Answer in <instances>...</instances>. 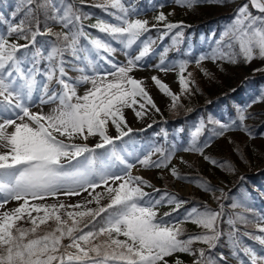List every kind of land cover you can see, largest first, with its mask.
Listing matches in <instances>:
<instances>
[{
  "label": "snow or ice",
  "instance_id": "1",
  "mask_svg": "<svg viewBox=\"0 0 264 264\" xmlns=\"http://www.w3.org/2000/svg\"><path fill=\"white\" fill-rule=\"evenodd\" d=\"M34 2L27 0L29 5ZM179 2L182 6L190 7L198 0ZM98 6L118 9L121 13L117 16L120 23L113 25L101 22L94 27L119 40L126 49H131L138 41L144 46L139 49L138 55L128 59L127 65L119 66L110 59L115 48L99 38L91 39L96 55L107 54L101 59L112 64L114 70L105 75L113 79L104 82L103 78L98 80L94 76L82 75L76 83L92 85L83 96L77 95L76 83L67 78L63 60L64 53L70 51L75 59L87 60L93 69L96 68L93 62L95 57L89 59L81 55L85 51L79 46L82 29L72 31L74 20H80V16H74L67 10L61 11L53 0H42L38 4V8L45 11L47 20L59 23L68 31L53 33L45 24L46 34L54 36L56 43L46 57L42 48L31 53V68L22 67L25 60L29 59L23 55V51L36 44L38 35L45 34L40 31L39 20L33 16L28 23L21 20L9 26L7 36L15 34L17 41H26L24 44L10 42L5 35H0V149H3L0 151V264H167L165 257L175 253L195 255L191 247L194 241L203 242L212 248L222 235L217 223L222 219L223 205L220 206L221 210H213L206 205L193 206L186 210L183 221L171 225L163 219L158 220L155 211L158 205H175L173 211H179L186 201L167 193L159 199H153L143 190L152 185L142 176H133L131 170L134 164L117 151V141H122L132 132L123 115L124 108H132L137 118L142 117L146 106L159 111L142 86L143 82L130 75L138 62L149 54V44L141 41V37L150 29L146 20L129 19V8L122 0H108L107 4ZM250 7L261 15H254ZM155 20L162 23L166 22L167 17L160 13ZM183 27L182 23H165L167 31ZM182 35L183 32H177L174 43ZM221 44L229 49L233 44L238 46L246 62H251L257 56L264 59V0H250V4L238 8L233 27ZM40 58L49 61L46 81L55 79L60 86L58 92L50 90L48 83L39 85L43 90L40 103L58 102V107L49 114L31 112L23 102L37 89L36 76L40 70L36 65ZM204 59L200 57L196 61L197 66ZM210 59L213 63L221 59L236 62L232 55L224 51ZM186 65L187 62L180 64L178 76L182 93L190 92L195 84L191 73L187 77L184 75ZM161 70L168 69L165 67ZM80 71L84 72L85 69L81 68ZM204 74L210 75L206 70ZM152 80L162 94L171 98L172 106L175 107L180 96L158 77L154 76ZM260 99L264 101V95ZM249 118L247 111L238 112V126L253 138L246 125ZM109 122L118 133L115 137L107 134ZM8 128L13 130L9 132ZM226 128V125L221 124V131L216 135L222 136ZM200 130L198 127L192 134V143L185 150L203 156V148L210 144H197ZM90 136H98L101 142L89 147L87 143H65L59 138L65 137L71 141L79 137L87 141ZM98 149L106 151L98 153ZM158 151H161L159 161H153L150 154H144L142 158H137L139 164L145 168L167 167L171 155H165L163 150ZM236 151L239 152V148ZM203 158L213 166L235 171L229 162H218L209 156ZM118 165L122 167L114 171ZM170 173L174 178H180L176 168H171ZM197 184L205 192L216 191L206 182L197 181ZM101 186L105 187L108 195L109 202L106 205H101L103 194L95 191ZM83 193L90 197L83 204L36 203L49 198L58 199L60 195L79 196ZM9 201H17L18 205L6 209ZM92 203L97 207L87 208ZM165 215L170 216L171 213ZM237 220L247 222L243 216H238ZM182 222L194 223L206 232L181 239L184 234L180 227ZM228 223L234 227L236 220L229 219ZM258 231L264 233V227H259ZM251 238L264 246V235ZM65 240L68 243H64ZM244 253L251 264H264V253L258 254L250 247L244 248ZM199 256H205L204 250L199 251ZM175 264L183 262L177 259ZM196 264H202V260H197ZM207 264L215 262L209 259Z\"/></svg>",
  "mask_w": 264,
  "mask_h": 264
},
{
  "label": "rangeland",
  "instance_id": "2",
  "mask_svg": "<svg viewBox=\"0 0 264 264\" xmlns=\"http://www.w3.org/2000/svg\"><path fill=\"white\" fill-rule=\"evenodd\" d=\"M24 0H18L19 4H23ZM86 4H92L96 7H100L98 5L107 4L108 0H87L85 2ZM208 3V4H207ZM244 4H250V0H212L211 2H206L205 0H198V2L192 4V6H182V4L179 2V0H172V4L166 8H161L160 10L153 12L149 9H140L135 8L132 9L129 6V19L135 20H146L148 21V28L152 29L153 26H162L165 28V23H182L184 25L183 28L180 29H173L171 32L175 33L182 32L185 29V25L189 24L192 17L196 18L199 15H206V13L215 12L216 14H219L221 18H219L216 23L219 25V30L216 33V36H209L204 44V49L206 51L199 55L195 61L191 59L181 60L177 56L168 55L167 53V44L171 37H168L166 34H162L158 36L157 32L148 31L144 33V35L141 37V41H145L149 44V54L145 57H143L139 62L145 63V70L149 71V77L146 76H139L136 73V70L141 71V68H137L130 73L131 76L136 78L139 81H142V86L147 90V92L150 94L152 99L155 102L156 108L159 109V111H156L155 109L151 108V106H146V109L144 111V114L142 117L137 118L134 114V111L132 108H124L123 109V115L125 119L127 120V126L132 129V132L129 136H126L123 138L122 141H117V151L121 152L127 160L134 164V167L131 170V174L133 176H142L146 181H148L153 188L148 190L147 193L150 194V196L153 199H159L162 195L165 193L174 195L176 198L182 201H186V203L182 204L181 206L187 207L183 214H181L178 218L175 219V223L179 221H183L186 210L192 208L195 205L191 204V201H187L189 197H195L198 198V200H201L203 203H207L211 209H217L219 205L223 204L222 196L226 195L228 191H230L231 186H227V184L218 183L217 179H212L211 174L208 173L210 184H208L211 188L215 189V192H205L201 187L198 186L197 181H201L195 178H192V176L198 175L197 171L202 170L205 168L204 159L203 158H197V156L200 154L198 152L193 151H186L185 149H188L192 143V134L196 131V129L199 127L202 130V123L198 122L194 128H192L190 132V138L187 145L181 147V148H175L169 155H171V160L168 163L167 167L164 168H145L143 165L139 164L138 157L142 158L144 154H151L153 150V142H141L136 137H134V133L144 131V130H151L152 129H159L160 126L157 124L160 123L161 118L164 117V115H176L178 107L181 106L182 108L188 110L191 107L198 104V99H204V96L207 92H220L224 88V83L226 81H236L244 87L249 90L250 93H254L252 90H250V87L253 84H256V76L260 75L261 82L257 81L258 83H261L260 86H257L258 91L261 95H264V59L259 58L258 56L251 60V62H246L243 54L240 53L238 46L233 44L232 48H227L221 44L222 40H225L227 38V33L231 31L235 17L237 15V10L240 6ZM199 6V11L196 13L192 10L193 7ZM106 13V20L105 24H113L117 25L120 23V21L117 19V16L121 15L118 9H114L111 7L105 8ZM109 8L113 10H109ZM254 15L260 16L261 13H259L255 8L250 7L249 9ZM160 13H163L167 20L166 22L157 23L155 20V17L158 16ZM193 19V18H192ZM88 24V21L85 22V25ZM58 29H62L63 31H66V28H63L62 26ZM57 28H54V31L58 30ZM156 34V37L154 36ZM0 35H5L6 38H8L7 34L4 33L2 30L0 31ZM97 37L101 39L102 41H105L109 43L113 48L116 49V51L111 55L110 59L112 63L119 65V66H125L127 65L128 59L133 58L135 55L139 54V49L143 48V43L140 41L137 42L136 45H133L131 49H126L123 44L119 42L117 39H113L112 36L108 35L107 33L103 32H97ZM51 41V39H49ZM10 42H16L19 44H24L22 40L15 41L10 40ZM49 43L46 42V40L42 41V44H40V48L50 50ZM85 47V46H84ZM46 50V52H48ZM220 51H224L226 53H229L232 55V57L235 59V63H231L228 66V69L230 71V77L226 79V76L224 74V65L223 60H217L215 63H213L212 59L210 57H213L214 55H219ZM235 55H239L241 57V63L238 65L237 58ZM86 56H88L89 59H94V64L96 65V68L93 69L88 64V61L84 64H81L79 69L75 68H69L67 72V78L70 79V82L76 83L80 80L82 75H89L94 76L98 80L101 78L104 79V82L110 81L113 79L112 76H106L105 74L113 71L110 70L112 67V64L108 63L106 59H101V56H107L105 53H101L99 56L96 55V50L94 47H91V49L86 48ZM200 57H205L203 61L200 62L199 66H197L196 61L199 60ZM120 61L119 63H116V61ZM122 61V62H121ZM163 61V63H162ZM228 61V60H227ZM187 62L186 69L184 72V75L187 77L188 73L192 74V80L195 81V84L192 86V90L187 93H182L180 90V85L178 82V76L180 73V64ZM77 64H80V61L78 60ZM155 64V65H154ZM22 67L30 68L29 64L27 62H24ZM49 63L45 66L43 71H39V74L36 76V79L38 81L37 89L33 91L30 98L25 97L24 103L26 106L29 107L31 112L34 113H43V114H49L51 113L55 108L58 107V102H48L45 104L40 103V96L42 95V88H40V84L48 83V87L50 90H56L60 91V86L56 83L55 79L51 82L46 81V73L48 71ZM167 68V71L161 70L162 68ZM85 69L84 72H81L80 69ZM141 69V70H140ZM222 69V70H221ZM204 70H206L210 75H205ZM158 77L163 83L168 85V87L171 89L172 92L176 93L178 96H180V99L175 107L172 106L171 98L168 96H165L162 94L156 85L154 84L152 77ZM253 79V80H252ZM224 83V84H223ZM92 87L91 83H76V92L77 95L83 96L90 88ZM259 97L258 95H256ZM139 99V98H138ZM139 110V109H137ZM250 110H254L256 112H264V101L258 100L255 101L253 105L250 107H243L239 111H247L249 113ZM7 115V114H6ZM238 119V115H237ZM0 120H2V117H0ZM19 122V121H18ZM236 122V121H235ZM259 125V121L257 120V115L255 116V119L249 118L246 121V125L250 126H256ZM227 128L224 131L226 133L231 128L233 129H239L238 123H233L232 125H226ZM9 132H11L13 129L8 128ZM126 130V129H125ZM200 130V132H201ZM220 126L215 127V132L212 136H209L205 144H212L215 141H218L222 136L216 135V133L220 132ZM107 134L109 136L115 137L118 135L116 132L115 127L112 126V124L109 122L108 124V130ZM200 135V134H199ZM199 137V136H198ZM197 137V144L200 146H203L204 144L200 143L201 141ZM60 139L64 140L65 143H76V144H84L87 143L89 147H94L95 144L100 143V138L98 136H90L87 141H84L83 139L79 137H74L71 141H69L65 137H59ZM165 141L167 138H164ZM222 144V143H221ZM257 147L259 148V154L262 158H260V161L264 162V132L261 134V136L258 138V142L256 143ZM109 148L111 146H108ZM206 147L203 148V150ZM0 151H3V149H0ZM105 149H98V153H104ZM153 161L155 158H151ZM161 158L155 160L159 161ZM196 165V166H195ZM259 166L251 167L248 170L238 167L239 172L241 174L244 173H255L259 168L263 167L264 164L261 165V162L258 163ZM122 166L118 165L115 170H119ZM176 168L177 172L180 176L179 179L174 178L171 173V168ZM196 167V170H194ZM204 182V181H203ZM119 181H117V184ZM257 184H261V188H264V177H261L257 180ZM154 189H159V192L154 191ZM222 190V191H221ZM97 193H102L105 198L108 199V195L105 191V187L101 186L95 190ZM175 193V194H174ZM157 196L156 198H154ZM230 197H232L229 194ZM180 197V198H179ZM0 199H2V195H0ZM87 199H90L88 197L87 193H83L79 196H65L60 195L58 199H52L49 198L45 201H38L36 203H47V204H54L63 202L64 204H77L81 203L83 204ZM109 202V200H108ZM107 202V203H108ZM102 203V200H101ZM18 205L17 201H9V203L6 205V209H11L13 207H16ZM236 207H234V210L240 209L243 211V209L240 207V201H237ZM96 204H88L87 208L94 209L96 208ZM199 207V206H196ZM71 210V209H69ZM2 211V210H0ZM156 211V210H155ZM244 212V211H243ZM35 215V213H34ZM158 218V216H157ZM158 220H161L158 218ZM169 222V221H167ZM23 223V222H22ZM174 224V223H173ZM171 225V224H170ZM257 227H264V218L263 220H260L258 223L255 224ZM180 227L183 228L184 234L181 236V239H187L189 237H194L197 235H203L205 234L206 230L202 227L197 226L194 223L191 222H182L180 224ZM260 235H264V233H261ZM120 239H124V237H120ZM64 243H68L67 240L64 241ZM207 247L208 245L204 244L203 242L194 241L191 245L192 249L196 253L195 255H189L186 253H175L172 256L165 257V260L167 261V264H175V261L177 259L181 260L183 264H196L197 260H205L208 259L209 255L205 252V256L201 258L199 256V251L203 247ZM258 254L264 253V247H258L257 249H254ZM220 259L223 260L224 263H230V259L228 256L221 254ZM240 263L243 264H250L249 260H240Z\"/></svg>",
  "mask_w": 264,
  "mask_h": 264
},
{
  "label": "trees",
  "instance_id": "3",
  "mask_svg": "<svg viewBox=\"0 0 264 264\" xmlns=\"http://www.w3.org/2000/svg\"><path fill=\"white\" fill-rule=\"evenodd\" d=\"M86 1L87 0H53V3L61 11L67 10L70 11L72 15H78L81 17V19L78 21L74 20V27L70 25L73 32L81 29L80 27L83 28V22L86 20L96 22L95 24H91V26L89 27L91 31L95 30V25L102 22L101 9L92 5H86ZM128 1L130 2V5H133L134 7L152 8L154 10L171 3V0H123L124 3ZM40 2L42 1L35 0V2L31 5L26 4L25 6H19L16 0H0L1 29L6 28V18L10 15L13 17L14 21L23 20L25 21V23L32 21L33 16H35L39 20L41 33H45L41 36L38 35L37 39L40 40L42 38H50L56 43L54 36L46 34L45 24H47V27L50 28L51 26H58L60 24L46 19L45 11L38 8V4ZM28 5L31 6L30 12L26 9ZM193 11H196V13H198L199 9L195 8ZM201 17L204 23L201 21V19H199ZM220 17L221 16L219 14H216L215 12H211L208 14L206 13V15H199L197 19L192 17L193 19L191 18L189 24L186 25L185 30L182 31L183 35L178 37L177 42L175 43L173 39L175 37V33H172V36H174L168 43V53L179 56L181 58H196L202 52V50H205L203 49V47L206 38L211 35L210 32L213 30L215 32L214 35L216 34V21ZM207 18L208 20L206 21ZM158 29L159 28L155 30ZM159 30L160 34L164 32V29L160 28ZM52 32L57 33L53 30ZM83 36H85L90 41L91 39L96 38L92 33L88 34L84 31ZM169 36H171V34H169ZM79 39L81 40V38ZM36 50L37 49L35 48L34 52ZM31 51L32 50L30 49L29 52H26L24 55L29 56V53ZM69 53L70 51H66L64 53V56L66 57V54L68 56ZM235 57L237 58L238 65H240L241 57L239 55H236ZM40 59L43 60L44 64V58ZM230 64L231 62L229 61L223 62V65L225 66L224 74L226 76V79L230 77V71L227 66ZM261 78L262 77L260 75L256 76V78L254 79V81L256 80V84H253L254 87H250V90L253 88L254 90H256L257 81L261 82ZM224 83V88L220 92L214 93L209 91L205 94L204 99L199 98V105H195L188 110L179 106L176 115H164L161 125H166V127L171 131V133L169 134L170 139L167 144L163 143L162 133L160 129L144 131L135 134L136 137L146 141L153 139L157 144L160 145V148L156 149V153L153 154V156H161V151L158 150H163V153L167 155L171 150L170 144L172 142L176 143L177 137L185 138L184 136L188 135L192 127L191 122H195L196 119L199 118L200 121L206 124L205 130H208L211 126L216 124L217 120L228 122L229 117L233 115L235 116L241 106L252 102L254 97L257 95V92L250 93L249 90L244 87V85L231 79L230 81H226ZM215 101H217V103ZM255 115H257L259 125L247 126L251 130L253 138H250L249 135L246 134L242 129L239 133H226L220 142L214 143V145L207 149L203 154L204 156H209L218 162L226 161L231 163L235 171H227L219 166H213L209 161L205 160V168L202 170H198V175L192 176V178L210 184L209 177L207 175L208 173H210L212 176L211 178L217 179L218 183H223L225 185L227 184V186H231L230 191H228L226 195L222 196L223 204L221 205H223V216L222 219L217 223V228L222 233V235L216 242L215 247H203L204 251L209 255V258L203 260L202 264H207L209 259L213 260L215 264H224L220 259H218L221 253L233 258V262L236 263L238 255L244 252V248H255L258 246H262L259 245L256 240L252 239L251 236H255V234L258 235V227H255V224L260 220H263L264 218V188L260 190V185L257 184V180L261 177H264V166L261 168L258 167L259 169L255 173L247 172L245 174H241L238 169V167H242L248 170L252 166H259L258 163L260 162L261 165L264 164L262 159L260 161V158L262 157L260 156V150L256 145L259 135L264 128V112L260 113L253 110L250 111V117L255 119ZM177 129H179V133H177ZM237 148H239V152L236 151ZM194 170H196V167ZM229 194L232 197H230ZM188 200L195 205H206L208 208H210L207 203H203L201 200H198V198H195L193 196ZM237 201H240V207L244 212L240 209L234 210L233 205L236 204ZM107 202L108 199L104 196L101 205H106ZM221 205H219L215 210H221ZM159 208H168V210L162 211V215L164 218L171 219L180 215L183 211V208L181 206L179 208V211H173L174 206L172 205ZM166 213H171V215H165ZM238 216L246 217L247 222L244 223L238 221ZM229 219L236 220V224L234 227L232 225H229ZM23 226L30 225L23 224ZM246 233L251 234V236L247 235Z\"/></svg>",
  "mask_w": 264,
  "mask_h": 264
},
{
  "label": "bare ground",
  "instance_id": "4",
  "mask_svg": "<svg viewBox=\"0 0 264 264\" xmlns=\"http://www.w3.org/2000/svg\"><path fill=\"white\" fill-rule=\"evenodd\" d=\"M42 1V0H41ZM203 17V16H202ZM202 17L201 18H199V19H201V21H202ZM207 17V16H206ZM198 19V20H199ZM203 19H205V18H203ZM208 20V18L206 19V21ZM215 20V19H214ZM203 22V21H202ZM201 23V22H200ZM204 23V22H203ZM212 23V22H211ZM202 24V23H201ZM212 25H214V24H212ZM203 29V28H202ZM207 29V28H206ZM210 29V28H209ZM205 31H207V30H205ZM202 32V31H201ZM120 61H118V59H117V61H116V63H119ZM122 62V61H121ZM155 65V64H154ZM145 63L144 62H138V66H137V68H141L140 70L141 71H139V70H136V73L139 75V76H146V77H149V71H147V70H145ZM110 70H114L112 67L110 68ZM135 72V71H134ZM255 97H257V96H255ZM216 103H217V101H215Z\"/></svg>",
  "mask_w": 264,
  "mask_h": 264
}]
</instances>
